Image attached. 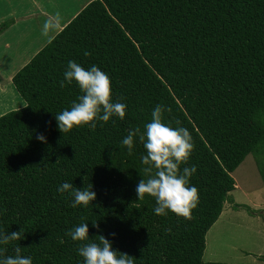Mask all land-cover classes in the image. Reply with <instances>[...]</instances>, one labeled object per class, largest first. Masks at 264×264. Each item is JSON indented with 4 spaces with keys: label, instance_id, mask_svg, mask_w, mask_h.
Returning <instances> with one entry per match:
<instances>
[{
    "label": "trees",
    "instance_id": "obj_1",
    "mask_svg": "<svg viewBox=\"0 0 264 264\" xmlns=\"http://www.w3.org/2000/svg\"><path fill=\"white\" fill-rule=\"evenodd\" d=\"M68 60L109 75L123 119L58 130L54 115L81 94L75 83L59 86ZM11 82L24 105L0 116V230L21 229L24 239L2 246L4 255L18 244L32 264H82L83 242L66 232L88 223L90 239L104 236L134 264H229L202 257L235 189L231 173L264 153V0H91ZM157 103L163 122L193 138L180 166H196L190 219L157 216L153 198L137 199L145 150L136 137L131 153L120 143L133 127L143 132ZM64 181L91 184L95 200L72 207L56 191Z\"/></svg>",
    "mask_w": 264,
    "mask_h": 264
},
{
    "label": "clouds",
    "instance_id": "obj_2",
    "mask_svg": "<svg viewBox=\"0 0 264 264\" xmlns=\"http://www.w3.org/2000/svg\"><path fill=\"white\" fill-rule=\"evenodd\" d=\"M50 25L45 23L42 31H48ZM60 87L73 84L80 90V95L71 102L69 108L54 115L58 130L68 132L74 127H96L97 121L108 122L110 118L125 116L126 104L112 99L109 75L95 64L85 69L74 60H68ZM163 105L157 103L151 118L143 126V132L133 127L127 131L120 143L131 153L134 137L142 142L144 154L140 160L145 165L143 171L146 179H139L136 185L137 199L145 195L153 198L155 205L152 211L157 216L173 213L179 217L190 219L192 210L199 202L198 190L189 183V177L196 172V166H185L194 148L193 138L189 130L183 126L173 127L163 122ZM177 124L179 122L177 121ZM37 139L44 141L43 135ZM87 188H76L72 182L64 181L56 188L58 193L71 195V206H88L95 200V192ZM95 226V224L93 225ZM23 231L5 232L0 230V264H32L30 256L21 254V247L14 245L13 255H4V245L24 239ZM88 223H79L67 230L66 235L74 242L79 241L77 254L82 264H134V259L113 249L111 242L99 236V242L88 237ZM114 235V234H112Z\"/></svg>",
    "mask_w": 264,
    "mask_h": 264
},
{
    "label": "rangeland",
    "instance_id": "obj_3",
    "mask_svg": "<svg viewBox=\"0 0 264 264\" xmlns=\"http://www.w3.org/2000/svg\"><path fill=\"white\" fill-rule=\"evenodd\" d=\"M65 3L68 2L65 0ZM70 11L72 9L60 13L59 20L68 19L70 15H66V12ZM5 84L6 80L0 76V87ZM8 87L11 94L12 88ZM2 91L4 90H0V106L14 108V100L7 99L10 94ZM12 93L19 99L17 92ZM2 110L4 111H0V116L7 112V109ZM261 155L258 164L257 158L248 154L231 173L237 186L230 192V200L224 204L217 221L206 233L203 262L264 264V257L259 256L264 255V216L261 215L264 212V177L259 171L261 167L264 175V153Z\"/></svg>",
    "mask_w": 264,
    "mask_h": 264
},
{
    "label": "crops",
    "instance_id": "obj_4",
    "mask_svg": "<svg viewBox=\"0 0 264 264\" xmlns=\"http://www.w3.org/2000/svg\"><path fill=\"white\" fill-rule=\"evenodd\" d=\"M90 1L66 0L68 3H65V0H0V24L8 22L6 29L0 33V76L6 80L5 86L0 87V90H4L2 93L10 94L8 86L16 93L11 84L14 74ZM70 9L72 11L66 12L69 18L60 21L59 14ZM45 23L50 25L46 32L42 31ZM12 91L7 99L14 100L16 106H0V111L7 109L8 112L24 105L18 94L19 99ZM261 215L264 216L263 211ZM259 256L264 257L262 254Z\"/></svg>",
    "mask_w": 264,
    "mask_h": 264
}]
</instances>
